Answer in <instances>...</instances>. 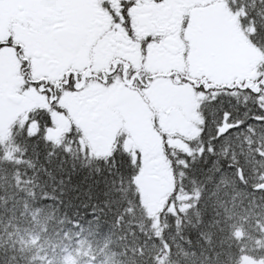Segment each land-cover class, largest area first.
Segmentation results:
<instances>
[{
    "label": "snow or ice",
    "instance_id": "obj_1",
    "mask_svg": "<svg viewBox=\"0 0 264 264\" xmlns=\"http://www.w3.org/2000/svg\"><path fill=\"white\" fill-rule=\"evenodd\" d=\"M218 17L238 26L253 59L214 83L196 57L212 49ZM100 40L126 41L138 58L113 52L98 64ZM44 44L69 57L56 74L41 68ZM85 47L86 59L70 58ZM160 52L182 63L158 65ZM8 72L15 98L43 104L17 115L0 144V264H156L161 244L169 264H264V0H0V86ZM162 84L196 98L183 150L148 101ZM117 96L144 103L150 132L132 130ZM152 134L173 178L196 185L197 199L164 224L165 212L145 216L130 195L156 159ZM209 210L241 221L240 235L203 220Z\"/></svg>",
    "mask_w": 264,
    "mask_h": 264
},
{
    "label": "rangeland",
    "instance_id": "obj_2",
    "mask_svg": "<svg viewBox=\"0 0 264 264\" xmlns=\"http://www.w3.org/2000/svg\"><path fill=\"white\" fill-rule=\"evenodd\" d=\"M213 37V47L210 51L216 53V60L220 63L223 72L238 70L246 66L252 59L250 46L246 38L240 33L238 26L232 22H225L223 17L216 18L210 27ZM199 55V54H198ZM216 81V80H215ZM219 81V80H218ZM183 97L190 103L188 107H152L155 114L161 117L163 130L176 132L178 138L171 141L174 148L183 150L181 138L192 134L191 121L196 117L195 107L196 98L192 92L180 91ZM185 94V95H184ZM32 107H0V139L9 135L10 129L14 123H17L16 117L21 119ZM119 110L128 117L132 130L138 135H146L150 132V120L153 113H149L146 107H119ZM165 116L168 118L166 119ZM147 120L148 128L143 127V121ZM151 147L156 154V159L152 162L149 170L145 171L137 178V184L140 189L143 202L148 211L154 215L165 207L166 198L173 192V176L168 169L166 160L163 157L160 148V141L155 134H152ZM148 175H156L161 180L148 179ZM177 199V197H174ZM178 206H183L185 197L180 196ZM176 204V203H175ZM174 211L175 205L169 206ZM251 258L243 257L242 264Z\"/></svg>",
    "mask_w": 264,
    "mask_h": 264
},
{
    "label": "flooded vegetation",
    "instance_id": "obj_3",
    "mask_svg": "<svg viewBox=\"0 0 264 264\" xmlns=\"http://www.w3.org/2000/svg\"><path fill=\"white\" fill-rule=\"evenodd\" d=\"M169 47L172 48L171 45ZM42 48L43 55L46 57L45 62L41 66L42 70L48 71L50 74H56L55 70L57 66L63 59L69 58L68 55L56 46L44 44L42 45ZM172 50L174 51V48H172ZM113 52H116V54L124 56L130 60H136L138 58V51L136 47L128 44L126 41L122 42L118 49H114L111 42L104 40L97 41L95 46L92 48L93 59L98 64L103 63ZM86 56L87 47H85L82 55L70 58L86 59ZM156 62L158 65L182 63L179 55L176 54L173 56L171 52L157 53ZM196 63L210 68L215 73L214 83L223 82L225 73L223 72L220 63L216 60V53L214 51L200 53L196 57ZM11 81L12 74L11 72H8L6 74L4 84L0 86V107H33L37 104H43L42 98L34 96H30L22 101L15 98ZM182 90H184L185 93L191 92L190 89H175L171 86L162 84L148 97L149 104L151 107H188L190 103L186 100V97L182 96L183 93L180 92ZM112 102L117 104L118 107H145L144 103L138 97L132 99L130 97L117 96L113 98ZM159 180H161V178Z\"/></svg>",
    "mask_w": 264,
    "mask_h": 264
},
{
    "label": "trees",
    "instance_id": "obj_4",
    "mask_svg": "<svg viewBox=\"0 0 264 264\" xmlns=\"http://www.w3.org/2000/svg\"><path fill=\"white\" fill-rule=\"evenodd\" d=\"M11 132H12V127L10 129L9 135L6 136L5 138L0 139V144H3L5 141H8L10 139ZM4 150H5V152L10 151L11 150L10 146L5 147ZM136 180L137 179L133 180V184H135L136 187H135V189L132 190V192H130V195L135 194V193L139 194V203H140L141 207L144 210L143 214L145 216H148V217H151L152 219H155L157 217V214H159L161 212H165V216L161 218V224H164L166 222L167 215H169L172 212V210H170L168 208L165 211V207H164L163 209L159 210L156 215L150 213L148 211L147 206L145 205V203L142 200L140 189H139V186H138ZM173 181H174V184L177 186V191L175 193V197H177V199L174 198L175 201H176V204L174 203L175 210H178V208L180 207V206L177 205V203L178 202H182V200L181 201L179 200L180 196L189 197V199H187L186 201H183V203H185V204H190V203H192L193 201H195L197 199L196 192L193 191V188L196 187V185H194L191 181H189L185 187H181V177H180L179 174L175 177V179L173 178ZM189 215H190V219L194 222L195 219H196L195 216H192L191 214H189ZM209 218L220 221V224H219L218 227H222L223 228V230H224L223 234L224 235L227 236L230 231H232V234L234 236H239L240 235L239 225L241 224V221H239L235 217L228 218L223 213V211H221L219 216L213 215L211 213V210H209V212L207 214L202 213V219L203 220L207 221ZM230 225L232 226L231 229L229 227ZM244 227L245 228L247 227V221L244 222ZM201 239H203V238L201 237ZM191 244H192L193 247L195 246V244H196V238L195 237L192 238ZM151 254H154V259L156 261V264H169V260H168V257L166 255V250L163 249L162 244L160 246H158L156 249H152L151 250ZM248 258H250V257H248ZM242 259H243V257H240L241 264H242Z\"/></svg>",
    "mask_w": 264,
    "mask_h": 264
},
{
    "label": "water",
    "instance_id": "obj_5",
    "mask_svg": "<svg viewBox=\"0 0 264 264\" xmlns=\"http://www.w3.org/2000/svg\"><path fill=\"white\" fill-rule=\"evenodd\" d=\"M148 179L159 180L160 177L156 175L147 176Z\"/></svg>",
    "mask_w": 264,
    "mask_h": 264
}]
</instances>
